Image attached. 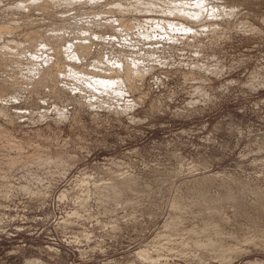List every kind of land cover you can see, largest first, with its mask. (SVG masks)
Returning <instances> with one entry per match:
<instances>
[{"label": "rangeland", "instance_id": "obj_1", "mask_svg": "<svg viewBox=\"0 0 264 264\" xmlns=\"http://www.w3.org/2000/svg\"><path fill=\"white\" fill-rule=\"evenodd\" d=\"M7 1L0 25L15 34L0 33V50L51 25L42 12L10 14ZM211 1L236 16L191 23L196 35L144 22L162 19L153 12L127 14V36L106 16L101 28L78 17L91 26L79 40L94 43L88 64L115 63L116 49L152 67L123 96L0 88V264H264V0ZM7 54L0 82L10 84L28 62Z\"/></svg>", "mask_w": 264, "mask_h": 264}, {"label": "bare ground", "instance_id": "obj_2", "mask_svg": "<svg viewBox=\"0 0 264 264\" xmlns=\"http://www.w3.org/2000/svg\"><path fill=\"white\" fill-rule=\"evenodd\" d=\"M217 1V0H214ZM3 0H0V3H2ZM10 4V9H12L10 14H26L29 16L32 12H42L43 14L48 16L49 22L51 25H48L49 27H46V30H42L36 32L35 36H32L34 38L32 42L28 43L27 45L24 43H21L20 41L12 40L10 38H7L9 41H7L6 44L2 47L3 49L0 50V57L1 55L3 56L4 54L6 55L7 53L10 54H15L16 56L18 55L20 58L18 59L17 62H20L21 64L28 62V73L24 74L23 79H18V80H13V83L8 84L7 82H0V88L2 91H14L15 93L13 94L14 97H18V95H15L17 90L25 85L27 87L23 88L25 91H30L29 93L35 92V94H40L39 89L43 87L44 85L50 86V93L58 96V97H66L68 96L69 92H76L77 89H80V91H88L91 92L92 95L101 96V95H114L116 94L117 96H123L126 91L128 90H133L135 89V86L140 79H144L145 76L148 74V71L152 67H147L146 65L140 63L137 59L132 57L130 54L132 53H122L121 47H120V54L117 53L116 49H113L111 52L113 57L115 58V63L107 64L103 57L100 55L96 56L95 58V63L93 64H88V56L92 53L91 50L92 46L91 44L93 41L89 40V43H85L84 41H79L81 40L84 36H88L87 30L91 26L95 28V26L100 27L101 24H103L100 20L102 16L110 18L112 21H106L107 28L109 26L115 27L116 25L119 27H116L118 30H113V31H120L122 33H126L125 36H127L130 32H132L133 25L129 22L131 20L130 18L127 17V14L129 13H155L158 15H162V19L158 20L156 18L151 19H146L144 22L146 23H151L154 22L153 24H156V26L160 27L162 30H167V26L169 28L175 29L180 32H184L185 34H190V32H195V29L191 25V23H196V22H205L214 20H219L218 18H222L223 20L225 16H234L235 9L236 8H229L227 6H220L214 5L211 0H126L123 2L122 0H9L7 1ZM5 3V2H3ZM6 5V4H4ZM65 5V9L62 13L61 16L54 15L58 10L57 6L61 8L60 6ZM86 5H91L92 9L90 11H85L81 10L80 12L78 11V7L76 8L75 6H80V8L85 7ZM0 7H2L0 5ZM6 7V6H5ZM4 8V7H3ZM56 8V9H55ZM58 8V9H59ZM68 8V9H67ZM76 10L75 13H71V9ZM2 9V8H0ZM5 9V8H4ZM78 9V10H77ZM86 9V8H85ZM40 10V11H38ZM57 10V11H56ZM60 10V9H59ZM4 11V10H3ZM241 11V10H240ZM36 12V13H37ZM59 12V11H58ZM7 13V12H6ZM65 13V14H64ZM80 13V14H79ZM86 13H90L92 15V18L89 20L91 23V26L89 27H84L83 24L80 25L78 23L77 19L80 17V15ZM2 14V12H1ZM0 14V15H1ZM4 14V13H3ZM16 14V15H17ZM41 15V13H38ZM37 14V15H38ZM58 14V13H57ZM5 15V14H4ZM3 15V17H4ZM7 15V14H6ZM25 15V16H26ZM60 15V14H58ZM89 15V14H88ZM19 16V15H18ZM35 16V15H34ZM43 16V15H42ZM116 16H120V18H116ZM150 16V15H149ZM157 16V15H156ZM236 16V15H235ZM240 16V15H239ZM6 17V16H5ZM9 16L8 18L10 19ZM17 17V16H16ZM15 16L12 18H16ZM21 17V16H20ZM33 17V16H32ZM37 17V16H36ZM39 17V16H38ZM138 17H140L138 15ZM144 17V14H143ZM160 17V16H158ZM173 17V18H171ZM1 18V17H0ZM11 18V19H12ZM18 18V17H17ZM28 18V17H26ZM31 18V17H30ZM29 18V20H30ZM45 18V16H44ZM47 18V17H46ZM46 18L44 20H46ZM72 18L75 19V22H72ZM145 18V17H144ZM238 18V17H237ZM21 19V18H20ZM25 19V18H23ZM22 19V20H23ZM35 19V18H34ZM33 19V20H34ZM39 19V18H38ZM37 21H40L38 20ZM107 19V18H106ZM134 19V18H133ZM173 19V20H172ZM7 20V19H6ZM21 20V21H22ZM71 20V22L69 21ZM8 21V20H7ZM14 20L12 19V22ZM17 21V19H16ZM28 21V19H27ZM32 21V20H31ZM36 21V22H37ZM2 22V21H1ZM10 22V20H9ZM52 22V23H51ZM31 23V22H30ZM29 23V24H30ZM38 23V22H37ZM109 23V24H108ZM143 23V22H142ZM208 23V24H209ZM213 23V22H212ZM209 25L212 27H215V24ZM215 23V22H214ZM234 23V22H233ZM249 23V22H248ZM4 24V23H3ZM13 24V23H12ZM17 24V23H16ZM15 26L13 27H17ZM27 24V23H26ZM46 24V22H45ZM199 23H196V25ZM201 24V23H200ZM199 24V25H200ZM7 24L0 25V33L4 34L6 33L9 34L13 30L8 29L9 27L6 26ZM14 25V24H13ZM21 25V22H20ZM37 25V24H35ZM34 25V27H35ZM144 25V24H143ZM195 25V26H196ZM206 25V24H205ZM216 24V27L217 28ZM252 25V24H250ZM23 26V25H22ZM151 26V25H150ZM194 26V25H193ZM204 26V25H203ZM201 27V29L204 27ZM219 26V25H218ZM4 27V28H3ZM26 27H29L26 25ZM40 27V26H39ZM105 28V26H103ZM200 27V26H199ZM245 27V26H244ZM33 26H31V29ZM37 28V27H36ZM101 28V27H100ZM106 28V29H107ZM220 28V27H219ZM240 28V27H239ZM246 28V27H245ZM15 29V28H14ZM34 29V28H33ZM198 29V28H197ZM214 29V28H213ZM221 29V28H220ZM225 29V28H224ZM25 30V29H24ZM29 30V29H27ZM35 30V29H34ZM40 30V29H39ZM94 30V29H93ZM99 30V29H97ZM101 30V29H100ZM99 30V31H100ZM111 30V29H110ZM205 30V29H204ZM217 30V29H216ZM23 31V30H22ZM31 31V30H29ZM33 31V30H32ZM89 31V30H88ZM95 31V30H94ZM108 31V30H107ZM112 31V30H111ZM110 31V32H111ZM113 31L111 33H113ZM218 31V30H217ZM241 31V30H240ZM17 32V31H16ZM35 31H33L34 33ZM97 32V31H96ZM102 32V30H101ZM104 32V30H103ZM119 32V33H120ZM200 32V31H199ZM206 32V31H204ZM15 34V32H13ZM21 33V31L19 32ZM24 33V32H22ZM93 33V32H92ZM116 33V32H115ZM118 33V34H119ZM142 38L147 40H151V34L148 31H143L141 32ZM171 39L173 36L170 34L171 32L166 31L165 32ZM197 32H195L196 35ZM209 33V32H208ZM221 33V32H220ZM0 34V35H1ZM30 34V33H29ZM91 33H89L90 35ZM163 34V33H162ZM177 34V33H176ZM210 34V33H209ZM3 35V36H4ZM11 35V34H10ZM17 35V34H16ZM22 35V34H21ZM73 35V36H71ZM84 35V36H83ZM121 35V34H120ZM134 35V34H133ZM131 35V37L133 36ZM171 35V36H170ZM183 35V38H184ZM199 35V34H198ZM197 35V37H198ZM230 35V34H229ZM13 36V35H12ZM102 36V35H101ZM114 36V35H112ZM111 36V37H112ZM118 36V35H117ZM116 36V37H117ZM130 36V35H129ZM137 36V35H136ZM191 36H194L191 34ZM2 37V36H1ZM8 37V36H7ZM11 37V36H10ZM14 37V36H13ZM16 37V36H15ZM23 37V35H22ZM26 37V36H25ZM29 37V36H27ZM31 37V36H30ZM98 37V36H97ZM122 36H120L121 38ZM140 37V36H139ZM177 37V35H176ZM175 37V38H176ZM188 37V36H187ZM6 38V37H5ZM88 38V37H87ZM100 38V37H98ZM103 38V36H102ZM101 38V39H102ZM127 38V37H126ZM126 38H124L126 40ZM141 38V39H142ZM167 38V37H166ZM169 38V39H170ZM182 38V37H181ZM2 38H0L1 40ZM4 39V37H3ZM2 39V40H3ZM19 39V38H18ZM23 39V38H22ZM20 38L19 40L22 41ZM99 39V40H101ZM106 39V37H105ZM109 39V38H108ZM113 39V38H112ZM115 39V38H114ZM134 39H136L134 37ZM186 39V37H185ZM1 40V41H2ZM87 40V41H88ZM94 40V39H93ZM96 40V39H95ZM94 40V41H95ZM116 40V39H115ZM123 40V39H122ZM127 40H130L127 38ZM132 40V39H131ZM157 40V39H156ZM156 40L154 42H156ZM159 40V39H158ZM157 40V41H158ZM195 40V39H193ZM112 41V40H111ZM114 41V40H113ZM117 41V40H116ZM133 41V40H132ZM136 41V40H135ZM144 41V42H146ZM180 41V40H179ZM178 41V42H179ZM183 41V40H182ZM204 41V40H203ZM6 42V41H5ZM108 42V41H106ZM125 42V41H123ZM122 42V43H123ZM141 42V41H140ZM150 42V41H149ZM147 42V43H149ZM161 42V40H160ZM159 42V43H160ZM163 42V41H162ZM167 42V41H166ZM4 43V42H3ZM2 43V44H3ZM96 43V42H95ZM102 43V42H101ZM105 43V42H104ZM104 43L102 44V47L104 46ZM116 43V42H115ZM114 43V44H115ZM126 43V42H125ZM123 43V44H125ZM133 43V42H132ZM131 43V44H132ZM169 43V41H168ZM1 44V42H0ZM94 44V43H92ZM97 44V43H96ZM99 44V43H98ZM108 44V43H107ZM105 44V46L107 45ZM113 44V43H112ZM122 44V45H123ZM130 44V45H131ZM136 43H134L135 45ZM138 44V43H137ZM152 44V43H151ZM157 44V43H156ZM178 44V43H177ZM190 44V43H189ZM100 45V44H99ZM117 45V44H116ZM115 45V46H116ZM128 45V41H127ZM133 45V46H134ZM164 45V44H163ZM168 45V44H167ZM182 45V44H181ZM200 45V43L198 44ZM104 46V47H105ZM119 46V45H118ZM138 46V45H137ZM143 46V45H142ZM166 46V45H165ZM173 46V45H172ZM92 47V48H91ZM152 47V46H151ZM109 47H107V50ZM113 48V47H111ZM110 48V49H111ZM117 48V47H116ZM140 48V47H139ZM149 48V47H148ZM123 49V47H122ZM126 49V48H125ZM124 49V50H125ZM128 49V48H127ZM126 49V50H127ZM144 48H142L143 50ZM152 49V48H151ZM96 50V48H95ZM106 50V47H105ZM125 50V51H126ZM137 50V49H136ZM156 50V49H155ZM3 51V52H2ZM97 51V50H96ZM103 51V49H102ZM119 51V50H118ZM128 51V50H127ZM150 51V50H149ZM157 51V50H156ZM174 51V50H173ZM99 52V51H98ZM108 53V51H106ZM110 52V53H111ZM117 53V54H116ZM147 54L146 52H144ZM154 53V52H152ZM170 53V52H169ZM168 53V54H169ZM7 54V55H8ZM103 54V53H102ZM134 54V53H133ZM139 54V53H138ZM163 55V54H162ZM13 56V55H12ZM95 56V55H94ZM15 57V56H14ZM22 57V58H21ZM24 57V59H23ZM102 57V58H101ZM159 57V56H158ZM164 57V56H163ZM168 57V56H167ZM4 58V57H3ZM2 58V59H3ZM151 58V57H150ZM6 59V58H5ZM10 59V58H9ZM15 59V58H14ZM85 59V60H84ZM16 60V59H15ZM84 60V61H83ZM92 60V59H91ZM89 60V61H91ZM150 60V59H149ZM4 61V60H3ZM5 61H8L6 59ZM4 61L5 64H7ZM14 61V60H13ZM12 61V62H13ZM170 61V60H169ZM2 62V61H1ZM0 62V63H1ZM11 62V63H12ZM15 63V65L17 64ZM143 62V61H142ZM146 63V62H145ZM4 64V65H5ZM13 64V63H12ZM81 64V65H78ZM149 64V62H148ZM8 65V64H7ZM14 65V66H15ZM19 65V64H17ZM152 65V64H151ZM6 66V65H5ZM9 67L11 65H8ZM7 66V67H8ZM21 66V65H20ZM149 66V65H148ZM202 66V64H201ZM12 67V66H11ZM92 67V68H91ZM173 67V66H172ZM22 68V67H21ZM154 68V67H153ZM159 68V67H158ZM204 68V67H203ZM10 69V68H9ZM15 69V68H14ZM24 69V68H23ZM7 70V69H6ZM13 70V69H12ZM19 70V69H18ZM17 70V71H18ZM26 70V69H24ZM92 70V71H91ZM154 70V69H152ZM151 70V71H152ZM220 70V69H219ZM23 71V70H22ZM168 71V70H167ZM172 71V70H171ZM185 71V70H184ZM200 71V70H199ZM221 71V70H220ZM26 72V71H25ZM193 72V71H192ZM16 75V74H15ZM188 75V74H187ZM195 75V74H194ZM192 76V75H191ZM194 77V76H193ZM196 77V76H195ZM68 79L73 80L75 83L76 87H73L71 83L67 82ZM201 79V78H200ZM206 79V78H205ZM204 80V79H203ZM72 81V82H73ZM77 81V82H76ZM82 82V83H79ZM49 83V84H48ZM140 83V82H139ZM31 88L29 90L28 86ZM142 85V84H140ZM33 88L35 90L33 91ZM49 88V87H48ZM140 88V87H139ZM137 89V88H136ZM45 90V89H44ZM43 90V91H44ZM47 90V89H46ZM42 91V90H41ZM134 92V91H133ZM18 93V92H17ZM81 93V92H80ZM45 94V93H44ZM71 94V93H70ZM74 94V93H73ZM72 94V96H73ZM83 94V93H82ZM81 94V95H82ZM89 94V93H88ZM66 95V96H65ZM87 95V94H86ZM43 96V95H42ZM45 96V95H44ZM84 96V95H83ZM85 97V96H84ZM68 98V97H67ZM102 99V98H101ZM1 100V99H0ZM51 100V99H50ZM76 100V99H75ZM96 100H99V98H96ZM45 101V100H44ZM52 101V100H51ZM62 101V100H61ZM60 101V102H61ZM69 101V100H68ZM92 101V100H91ZM120 101V100H119ZM99 102V101H98ZM107 102V101H106ZM129 102V101H128ZM82 103V102H81ZM93 103V102H92ZM45 104V103H44ZM105 104V102H104ZM56 105V104H53ZM90 106V105H89ZM106 106V105H105ZM59 107V106H58ZM111 108V107H110ZM60 109V108H59ZM58 109V111H59ZM86 109V108H85ZM54 110V109H53ZM111 111V110H110ZM113 112V111H112ZM36 113V112H35ZM99 113V112H98ZM109 113V112H108ZM39 114V113H38ZM77 114V113H76ZM41 115V114H40ZM60 115L63 117L65 115V109L61 108L60 109ZM53 118V117H52ZM38 119V118H37ZM80 119V118H79ZM63 120V119H62ZM34 121V120H33ZM51 121V120H50ZM67 122V121H66ZM41 135V134H40ZM17 136V135H16ZM14 145V144H13ZM57 147V146H56ZM55 148V147H54ZM43 150V149H42ZM62 150V149H61ZM48 151V150H47ZM50 151V150H49ZM34 152V151H33ZM61 152V151H60ZM63 152V151H62ZM18 153V152H17ZM58 153V152H57ZM14 154V153H13ZM47 155V153H46ZM68 155V154H67ZM66 155V156H67ZM42 156V155H41ZM55 156V155H54ZM69 156V155H68ZM34 157V156H33ZM56 158V157H55ZM42 159V158H41ZM46 159V158H45ZM50 159V158H49ZM57 159V158H56ZM64 160V159H63ZM69 160V159H68ZM53 161V159H52ZM67 161V160H66ZM65 161V162H66ZM21 163V162H20ZM27 163V162H26ZM54 163V162H53ZM28 164V163H27ZM52 164V163H51ZM61 164V162L59 163ZM54 165V164H53ZM72 165V164H70ZM41 166V165H40ZM51 166V165H50ZM58 166V165H57ZM67 166V165H66ZM26 167V166H25ZM42 169V168H41ZM60 170V169H59ZM21 171V170H20ZM37 171V170H36ZM58 171V169H57ZM50 173V172H49ZM47 174V173H46ZM54 174V173H53ZM58 175V174H57ZM63 175V174H62ZM47 176V175H46ZM48 177V176H47ZM51 179V178H50ZM127 180V179H126ZM29 181V180H28ZM39 182V181H38ZM130 182V181H129ZM115 183V182H114ZM117 185H119L116 182ZM125 184V182L123 183ZM129 184V183H128ZM121 185V184H120ZM112 187V186H111ZM104 189V188H103ZM111 193V192H110ZM65 198V197H64ZM145 253L143 251L139 252V257L145 259Z\"/></svg>", "mask_w": 264, "mask_h": 264}]
</instances>
